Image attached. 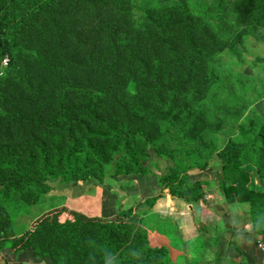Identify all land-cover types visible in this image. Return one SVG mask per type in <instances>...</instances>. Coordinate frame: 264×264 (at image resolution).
Returning a JSON list of instances; mask_svg holds the SVG:
<instances>
[{
	"label": "trees",
	"instance_id": "obj_1",
	"mask_svg": "<svg viewBox=\"0 0 264 264\" xmlns=\"http://www.w3.org/2000/svg\"><path fill=\"white\" fill-rule=\"evenodd\" d=\"M192 2L178 0L184 15L181 23L165 13L155 20L158 29L171 22V35L159 39L146 27L142 34L133 31L132 22L141 19L136 7L125 0H0V67L8 58L7 75H0V122H4L0 192H15L26 205L34 198L31 194H49L52 181L101 182L107 174H125L146 157L138 148L130 150V145L150 143L173 161L160 177L163 192L167 189L171 197L191 205L197 221L206 188L216 183L224 203L245 205L254 229L264 235V119L250 120L249 128L237 123L232 132L220 126L244 94L236 96L235 88L227 86L229 76H222L215 57L217 35L205 28L206 19L192 15L188 9ZM251 6L264 9V0H240L233 7V18L244 27L231 32L224 41L226 50L237 51L244 43L251 19L240 15L241 10L251 11ZM90 42L100 49L84 51ZM23 54L29 55L26 65L36 66L38 74L24 97L14 102L7 97V85L16 81L21 67L16 63ZM235 77L242 80L243 71ZM240 85L243 89V81ZM210 106L224 109L221 118L205 114ZM148 117L153 126L150 134L145 133ZM10 133H18L17 140L1 143ZM214 154L221 162L217 179L190 181V170L181 166L184 159L208 171L215 164ZM157 223L166 230L162 234L155 227L160 235L182 240L169 221ZM207 225L201 222L197 244L189 248L191 264H200V255L213 256L209 250L219 245L221 236ZM132 229L121 222H96L93 235L85 232V226L59 251L71 264H168L153 256L147 242L140 245V257L123 254L117 231L125 234ZM228 232L235 233L233 226ZM14 234L10 221L0 213V243ZM53 239H59L56 230L43 223L28 243L35 246ZM180 247L186 252L187 246ZM194 248L199 251L197 258ZM228 264L234 263L229 259Z\"/></svg>",
	"mask_w": 264,
	"mask_h": 264
},
{
	"label": "rangeland",
	"instance_id": "obj_2",
	"mask_svg": "<svg viewBox=\"0 0 264 264\" xmlns=\"http://www.w3.org/2000/svg\"><path fill=\"white\" fill-rule=\"evenodd\" d=\"M177 2L178 0H132L131 3L125 0V4L136 7V16H140L141 19L140 22L137 20L132 22L133 31L142 34L145 32L143 27H146L149 34L159 39L170 36L172 32L168 31V27L171 22L167 20L166 26L158 29L155 20L162 14H167L170 16L168 19L173 17L177 23L183 22L184 15L180 14L182 11L178 8ZM238 2L240 0H193L191 5L189 3L190 7L188 8L193 16L201 20L206 19L205 28L217 35L215 42L218 44L219 50L215 57L222 66L220 69L222 76H229L227 86L235 88L233 94L236 96L244 94L243 99L234 103L235 112L230 113V116L225 114L226 120L220 125L231 132L238 129L237 123H240L237 125L242 124L249 128L250 120L258 123L264 119V9L251 6V11L241 10L240 16L244 15L245 18L251 19V24L246 29L244 43L242 42L239 46V51L230 49V52L223 47L225 46L224 41L230 38L231 32L238 33L244 27L242 26L243 22L234 19L231 14L233 7ZM217 26H221L220 31L216 29ZM146 35L144 34L145 37ZM134 38H137L136 34ZM92 44L93 42H90L89 47L87 46L83 50L93 53L100 49L97 44L91 47ZM29 60H31L29 55H22L21 62L17 61L16 63L21 66L16 73V81L7 85L10 92L7 97L14 102L24 97L26 88L33 85L38 74L36 66L30 68L29 65H26ZM7 67L8 63L5 65L3 62L0 67L1 77L7 75ZM239 71H243L242 80L235 77ZM241 81H243V89L240 85ZM226 105L229 106V103ZM17 106L22 108V105L17 104ZM223 112V108L218 109L210 106L205 114L211 117L215 116L216 120V118H221ZM145 121L148 123L145 133H153L149 117ZM3 124V121L0 122V125ZM161 127H164L163 123ZM172 132L170 130L167 133ZM223 136L222 134L220 137ZM17 138L18 133H10L9 136L1 139V143H14ZM188 146H190L189 143ZM132 148H138L146 157H142L135 166L130 168V171L126 170L125 174L121 173L119 176L107 174L101 182L96 180L87 182L85 185L74 180L72 182L62 179L52 181L48 183L51 188L49 194H31L34 198H30L31 202L26 205H21V197L17 193L0 192V213L10 221V225L15 231L13 237L0 243V264H71L61 255L60 245L64 242L71 243L73 235L79 230L82 231L85 226V232L93 235L96 222L109 225L110 223L119 225L121 222L124 226L133 228L131 232L125 234L117 231L123 241V254L140 257L142 254L140 245L147 242V248H151L154 252L153 256L163 257L168 264H191L189 262L191 258L188 256L189 248H193L197 244L194 238L198 236V232L200 234L199 228L202 222L204 225L208 224L207 226L210 228H215V232L221 237L219 236V245H215L209 250L213 256L205 255L207 259L202 255L197 258L199 251L196 248L193 249L200 264H228L229 259L234 264H264V235L262 231L254 229L249 211L244 208L245 205L223 204L225 201L221 199V189L217 187L216 183H214V189L206 188L208 195L204 198V202L208 207L213 208V211H208L207 208L206 216H202V211L200 213L201 222L200 219L197 221L194 216L192 217L193 221L191 220L189 223H178L180 235L188 243H184V239L179 235L184 242L174 235L170 237L156 232L155 227H158L162 234L166 233V230H162V227L157 223V220L164 221L165 218L161 213L162 206L161 209H158L155 204L151 205L150 202L154 198L161 200L166 194H170L167 189L163 192L160 186L162 179L160 177L167 174L168 169L173 166V161L165 159L150 143L140 144V147L130 145V150ZM135 154L137 155L136 151ZM214 155L216 156V154ZM213 159H215V164L211 161L212 166L208 171L200 170L188 158L184 159L181 166L186 171L190 170L188 172L190 181L194 179L206 180L208 177L217 179L221 162L217 156ZM126 167L129 166L126 165ZM179 172L182 176L181 169ZM185 175H187L186 172ZM128 180H131L130 184ZM153 188L158 189L159 192L154 194ZM177 199L180 198L177 197ZM188 207L190 210V206ZM191 209L193 210L192 206ZM171 219L175 221L173 217ZM43 223L54 228L59 239L41 241L35 246L28 243L32 233ZM231 225L235 233L228 232ZM182 245L187 246L185 251L188 254L182 252L180 247ZM79 248L82 250L81 246ZM180 255L183 257L177 261Z\"/></svg>",
	"mask_w": 264,
	"mask_h": 264
},
{
	"label": "crops",
	"instance_id": "obj_3",
	"mask_svg": "<svg viewBox=\"0 0 264 264\" xmlns=\"http://www.w3.org/2000/svg\"><path fill=\"white\" fill-rule=\"evenodd\" d=\"M213 161H214V159H213ZM213 179H214V177L213 178L212 177H208V179L206 178L207 181H213ZM128 181H129V184H130L131 180H128ZM207 188L208 189H214V187H211V186H208ZM215 188H216V186H215ZM153 189H154L153 190L154 194L155 193L157 194L159 192L158 189H156V188H153ZM212 195H213V192H212ZM221 199H223L222 195H221ZM161 201H163V202L161 203ZM223 204H225V203H223ZM155 205H156V207L158 209H161L160 207L162 206L161 213H162L163 217L165 218L164 221H169L170 224H172V226L175 228V230H176V232H177V234L179 236H181V235H180V230H179L178 223H180V222H188L189 223L191 220L193 221L192 217H194V215H193L194 214V210H192L191 207H190V210H188L189 209V207H188L189 205L187 203H185L183 200H180V199H177V198H172L169 194H166L163 199L158 200ZM207 208H208V211L209 210L213 211V208H210L208 206L205 207V202H204V206L199 208V210L201 212L203 211L202 216H206L208 214ZM171 217H173L176 222L173 219H171ZM199 235L200 234L198 232V236ZM182 238L184 239V241L186 240L184 237H182ZM196 238H194V239H196Z\"/></svg>",
	"mask_w": 264,
	"mask_h": 264
},
{
	"label": "built area",
	"instance_id": "obj_4",
	"mask_svg": "<svg viewBox=\"0 0 264 264\" xmlns=\"http://www.w3.org/2000/svg\"><path fill=\"white\" fill-rule=\"evenodd\" d=\"M3 62H4V64L6 65V64L8 63V60H4Z\"/></svg>",
	"mask_w": 264,
	"mask_h": 264
},
{
	"label": "clouds",
	"instance_id": "obj_5",
	"mask_svg": "<svg viewBox=\"0 0 264 264\" xmlns=\"http://www.w3.org/2000/svg\"><path fill=\"white\" fill-rule=\"evenodd\" d=\"M208 189V188H207ZM207 195H208V192H207ZM190 206V205H189ZM191 207V206H190Z\"/></svg>",
	"mask_w": 264,
	"mask_h": 264
}]
</instances>
